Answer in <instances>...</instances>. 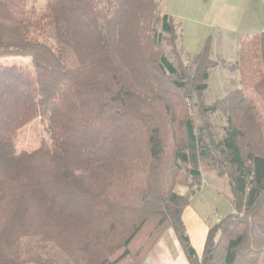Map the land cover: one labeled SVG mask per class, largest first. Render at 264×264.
Instances as JSON below:
<instances>
[{"label":"trees","instance_id":"1","mask_svg":"<svg viewBox=\"0 0 264 264\" xmlns=\"http://www.w3.org/2000/svg\"><path fill=\"white\" fill-rule=\"evenodd\" d=\"M162 1L0 0V264H141L166 229L190 264H264V32L239 51L240 89L205 107L217 63L185 65ZM36 120L46 137L18 151ZM205 172L234 211L200 258L182 217Z\"/></svg>","mask_w":264,"mask_h":264},{"label":"rangeland","instance_id":"2","mask_svg":"<svg viewBox=\"0 0 264 264\" xmlns=\"http://www.w3.org/2000/svg\"><path fill=\"white\" fill-rule=\"evenodd\" d=\"M32 1L38 12L45 11L47 0ZM197 3V0H163L160 10L170 15L179 28L178 48L187 67L193 69L194 59L205 50L217 63L210 71L208 90L200 96V103L210 107L240 89V74L235 68L237 58L241 47L251 48L264 32V0H220V6L207 13ZM9 63L30 66L28 59ZM256 95L264 105V82L256 90ZM197 103L193 102L192 106ZM195 108L193 112L200 126L201 116L199 109ZM208 116L213 132L222 137L227 126L226 116L221 112ZM45 137L40 121H33L18 132L17 150L32 153ZM175 191L188 196L191 190L179 185ZM191 207L211 227L233 213V197L227 178L219 177L215 172H205ZM169 231L172 230L166 229L163 236Z\"/></svg>","mask_w":264,"mask_h":264},{"label":"crops","instance_id":"3","mask_svg":"<svg viewBox=\"0 0 264 264\" xmlns=\"http://www.w3.org/2000/svg\"><path fill=\"white\" fill-rule=\"evenodd\" d=\"M220 0H197V4L203 12H213ZM229 0H227L228 2ZM212 7V8H211ZM209 8V10H208ZM210 173V172H209ZM213 173V172H212ZM192 203V202H191ZM183 223L191 246L196 251L198 257H202L207 236L211 226L202 221L191 207V204L183 212ZM215 226V225H214ZM213 227V226H212ZM141 264H190L185 255L180 242L173 231L167 232L154 245L148 253L146 259Z\"/></svg>","mask_w":264,"mask_h":264}]
</instances>
